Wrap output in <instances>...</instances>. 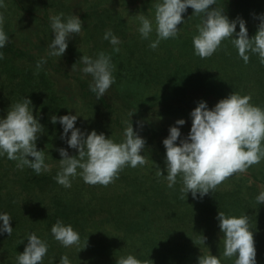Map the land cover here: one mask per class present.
Masks as SVG:
<instances>
[{"label":"clouds","instance_id":"clouds-1","mask_svg":"<svg viewBox=\"0 0 264 264\" xmlns=\"http://www.w3.org/2000/svg\"><path fill=\"white\" fill-rule=\"evenodd\" d=\"M213 5L215 7H211ZM4 6V0H0V8ZM154 7V22L142 13L137 17V31L141 38L149 40L153 32L156 34V39L150 40V48L156 49L162 40L178 36L180 28L177 26L184 24L182 14L190 7L192 15L200 17L192 37L195 55L210 57L222 46L223 41L228 40L245 63L249 62L251 55H256L260 63L264 64V14L259 17L257 31L249 37L244 19L230 20L223 14V9L216 6V0H156ZM49 19L54 36L47 45V56L60 58L68 48L69 39L82 31L83 22L77 15L72 13L65 16L63 12ZM3 24L4 16L0 13V49L9 41ZM237 25L239 31L236 30ZM102 39L109 41L114 51L120 50L117 46L121 41L112 29L105 30ZM3 59L4 54L0 51V60ZM79 59L84 65L81 72L92 78L89 89L99 99L115 83V65L103 51L95 58L83 55ZM46 62V57L37 61L36 74ZM250 101V95L237 92L221 98L211 108L206 101L200 100L189 113L191 126L186 135L181 132L185 119H178L169 126L168 135L162 140L165 167L163 170L159 168L157 172L167 181L169 188H173L179 178L183 197L191 193L193 199L202 198L228 177L246 172L251 165L264 159V108ZM78 117L80 115L76 112L60 116L53 114L50 117L52 124H60L61 139L65 140L68 148L77 152L70 156L67 149H58L61 159L58 160L59 171L54 177L57 183L70 188L72 179L80 176L86 183L107 186L125 166L135 168L146 164L141 154L146 141L134 131L132 123L124 129L123 139L117 142L102 132L97 133L95 129L82 131L76 126ZM43 132L44 126L34 116L30 99L23 97L21 101L10 104L6 115L0 116V157L6 156L17 162V168L23 170L28 167L38 175L50 171L51 166L46 163L44 150L38 149L36 144ZM255 199L258 204L264 203V186H261ZM12 219L9 213L0 212V234L11 236ZM216 220L222 234L223 256L234 257L233 264H257L249 216L245 213L233 216L218 211ZM50 231L53 238L65 248L80 244L79 232L63 219H57ZM204 239L201 238L203 244ZM26 240L23 252L16 257L17 264H43L48 253V242L35 232L27 233ZM54 261L55 258H52L50 264H54ZM58 264H71V260L65 254L59 258ZM115 264L147 262L129 253L116 258ZM197 264H222V260L208 251L198 257Z\"/></svg>","mask_w":264,"mask_h":264},{"label":"rangeland","instance_id":"rangeland-1","mask_svg":"<svg viewBox=\"0 0 264 264\" xmlns=\"http://www.w3.org/2000/svg\"><path fill=\"white\" fill-rule=\"evenodd\" d=\"M155 3L156 0H4L5 6L0 8V13L4 16L3 29L8 34L9 41L3 49H0L4 54V59L0 60V70L4 69L7 72H11L12 75L11 78H7L4 84H9L4 91L6 93L10 91L8 94L3 95L5 101L9 99V104L18 102L14 99L17 95L14 88H19V84H15L22 78H25L21 88L23 92L27 91L28 85L41 87L44 85V83H41L43 80L49 86L46 88L47 91H41L40 93L44 96L49 95V93H52V95L59 94L66 100H68L67 97L69 99L73 98L71 101L74 103V107L71 108L70 113L75 114L76 112L80 115L76 121V126L82 131H89L88 129L92 128V122L95 118H100V115L97 113L92 114L94 118L92 116L88 117V115L84 118L83 116H86V113L84 114L86 106H78L83 94L79 81L90 79V75L86 76L81 72V68L84 65L79 58L83 55L94 57L103 51L111 57L113 64L119 62L120 65H124L123 74H125L124 78H127V81H122L119 92L125 90L131 92L133 90V80L141 77L140 74L153 60L159 61L158 63L160 64L158 70L151 71L154 76L158 77L157 79L162 81L159 82V87L157 83L154 85L158 91H161L160 88L162 87L169 89V86H175L177 76L186 80H184L178 92L167 95L164 100L155 102V100L138 101L136 98H129V106H126V103L123 105V100L115 95L117 91L111 86L104 96L108 101H112L114 111H112L111 115H119L122 124H125V126L131 123L130 120L126 119L127 116H124L126 112L130 118L142 109L154 111L158 116H163L165 113L171 115L180 113L183 115L180 119L183 118L186 121L183 127L187 134L191 126L189 113L198 101H206L208 107L211 108L218 100L232 92L250 95L252 104L264 108V64L260 63L256 55H251L249 62L245 63L228 40L223 41L222 46L210 57L201 58L195 55L192 37L196 33V26L200 23V17L192 15L193 10L190 7L182 14L185 21L184 24L177 26L180 28L178 36L174 39L162 40L156 49L150 48V40H155L156 34L153 32L149 40L141 38L140 33L137 31L139 27L137 17L138 14L142 13L154 22ZM216 6L222 8L223 14L230 20L243 18L246 22L249 37L253 36L257 31L260 23L259 17L264 14V0H216ZM211 7H215V5ZM61 9L65 16L73 13L83 22L82 31L78 35H73L68 41L69 52L78 56L76 61L78 66L72 65L69 60L65 59L64 55L60 58L47 56V45L54 36L51 33L49 18L54 14L60 13ZM67 10L70 11V14H66ZM109 28L121 41L117 46L120 49L118 52L113 50V45L109 41L102 39L103 33ZM236 30L239 31V25H237ZM8 46L11 49H20L25 54L17 55V52L7 51L6 48ZM31 55L36 59H41L42 57L47 59L38 74H36V63H33L29 58ZM57 67H60V69ZM76 68L79 70L77 71ZM7 75L9 73H5V76ZM130 80H132V83ZM12 91L14 98L9 96ZM34 94L38 95L37 93ZM17 96H20V93ZM133 110L135 111L134 113H132ZM4 115H6V112L3 109L0 110V116ZM37 115L40 114L37 113ZM178 119L174 118L172 120L175 122ZM39 122L44 128L46 127L40 119ZM95 130L97 132L101 131L100 129ZM115 132L116 135L112 139L117 142L119 139H123V131L117 130ZM106 137L111 136L107 134ZM42 142L37 144L38 149L43 150L46 148L47 142ZM65 149L68 150L70 156L74 155V149L68 147ZM59 156L58 151L57 154L53 152L52 157L54 158H50L46 163L51 166V161L54 163V159H58ZM14 163L17 164L14 160L3 163L2 167H8V165L10 167L4 172L0 171V175L2 172L4 175H8L12 186L16 181L17 186L24 185L26 188L25 181L29 178L24 179L23 176L28 173L25 171L29 170V168L25 167L23 171H20L21 169L17 171L19 168ZM130 169L134 168L130 167ZM252 173H256L258 177L256 180L253 179ZM15 174L19 176L13 179L11 175L16 176ZM251 184H254V188L258 189L257 194L261 186H264V159L257 164L251 165L246 172L235 173L228 177L214 192H219V190L228 192L233 187L237 189L242 187V191L246 196L247 190L249 191L250 189H245V186ZM27 190L26 188V196L29 195ZM228 197L231 198L230 193ZM255 197L253 196L250 202L236 204L235 206L228 205L226 200L219 205L207 206L204 210L205 214H207L205 216L207 219L205 220L199 218L200 213L197 212L199 210H192V216H190V219H185V224L183 225L185 236L188 237L185 241L190 240V246L197 247V253L207 254L209 251L212 255L220 257L222 264H233L234 257L226 258L223 256L222 234L218 228L216 216L218 211H223L233 216H240L245 213L249 216V225L259 219L263 220L264 203L258 204ZM252 205L255 208L258 207L257 212L259 211L260 214L258 220L251 214L249 215L248 209ZM184 211L185 209L179 212V215L182 214V218H184ZM189 211L187 210V212ZM10 215L13 217V214L10 213ZM31 221L32 219L27 220L29 223ZM32 222L38 224L41 221L35 219ZM45 222L42 221L41 224H45ZM258 224L250 225V228L253 231L257 256L258 253L260 256H264V220L259 226ZM21 232L19 234L18 231H13L11 236H8L7 233L0 234V264H17L16 257L18 253L23 252L27 244V240L23 241L25 233ZM31 232H35L48 242V253L44 257L43 264L46 261H52V258L56 257L55 252H57L56 245L53 243L55 242L53 235L45 233L43 230L40 232L39 229ZM202 237L205 238L204 244L201 242ZM181 245L180 248L188 251V246L186 247L184 242ZM188 255L190 257L181 255L182 259L177 260V264H195L193 260L189 262V259H192L191 253H188ZM263 261L260 264H264Z\"/></svg>","mask_w":264,"mask_h":264},{"label":"trees","instance_id":"trees-1","mask_svg":"<svg viewBox=\"0 0 264 264\" xmlns=\"http://www.w3.org/2000/svg\"><path fill=\"white\" fill-rule=\"evenodd\" d=\"M66 14H70V11L67 10ZM6 50L17 52V55L25 54L20 49H11L9 46ZM63 55L72 65L75 63L74 66H78L76 64L78 56L70 53L69 48ZM29 58L33 63L40 60L32 55ZM158 62L153 60L140 74L141 77L133 80V83L130 80L133 85L131 92L127 90L119 92L122 81H127V78L125 79V74H123L124 65H120L119 62L114 64L115 83L112 87L117 91L115 95L123 100V105L126 103V106H129V98H136L138 101L155 100L157 102L164 100L167 95L179 91L185 79L178 76L175 86H169V89L162 87L160 88L161 91L155 88L156 83L159 87V82H162L151 72L160 68ZM57 68L60 69V67ZM5 73H9V75L5 76ZM11 76V72L4 69L0 70V110L3 109L4 112H7L10 105L9 99L5 101L3 97L4 94L10 92L4 91L9 84H4L7 78H11ZM91 79L90 76L89 80L82 79L79 81L84 95H81L82 100L78 106H86L84 118L87 115L89 117L97 113L100 115V118L96 116L97 118L92 122V128L88 129L89 131L100 129L101 131L97 133L102 132L105 136L109 134L113 138L116 135L115 131H124L127 126L122 124L119 115H111L114 111L112 101H108L105 96L98 99L95 93L90 91L89 82ZM24 80L25 78H22L15 84H19V88H14V91L17 92V95L20 93V96L16 95L14 98L13 91L9 96H12L11 98L16 99V101H21L23 97L32 101L34 116H38L46 125L36 144H41L42 141L47 142V146L43 150L45 160L48 162L50 158H54L52 157L53 152L57 154L58 149L62 146L63 148L68 147L65 140L61 139L62 128L60 124H52L50 117L53 113L57 116L69 114L71 108L74 107V103L71 101L73 98L67 97L68 100H66L59 94L52 95V93L47 96L42 95L40 92L47 91L46 88L49 86L43 80L41 83L44 85L41 87L28 85L27 91L23 92L21 88ZM134 112L133 110L132 113ZM124 116H127L126 119L131 121L134 131L146 141L144 151L141 153L146 159L144 166H138L134 169L125 166L119 171L114 181L107 186L99 183L89 184L77 176L72 179L71 187L65 188L54 179L59 171L58 160L61 159L59 156L58 159H54V163L51 161L50 171L42 172L39 175L31 168L25 171L28 173L23 176L24 179L29 178L25 181L29 194L26 196L25 186H17L16 181L12 186V182L8 179L9 176L3 173L10 165L2 167V164L11 160L7 159L6 156L0 157V171H3L0 175V212L13 214L10 224L13 231H18L19 234L22 233L21 231L25 233L23 241L26 240L24 237L27 233L36 231V229L52 235L51 224L53 225L57 219H63L66 224H71L80 234V244L65 248L55 240L56 243H53L56 245L57 252H55L54 264H58L59 258L65 254L68 255L71 264H115L116 258L129 253L146 261L147 264H177V260L182 259L181 255L190 257L188 253H191L192 259H189V262L193 260L197 264L198 257L203 253H197V247L190 246V240L185 241L188 237L185 236L183 227L185 219H190L192 216V210H199L197 211L200 213L199 218L205 220L207 214L204 210L207 206L219 205L225 200L228 205L234 206L250 202L253 196L258 195V189L254 188V184L246 185L245 189L252 191L247 190L245 196L242 187L239 189L233 187L228 191L231 198L228 197L227 191L222 192L220 190L216 193L214 191L209 192L197 199H193L191 193L186 194V198L183 197L180 191L182 185L179 178L177 184L173 188H169L167 181L162 176L157 175L159 168L163 170L165 167V149L162 140L168 135V128L174 122L172 119H180L183 115L165 113L163 116H158L154 111L142 109L135 113L132 118L127 112ZM92 117L94 118V116ZM181 132L186 135L183 126H181ZM121 140L119 139L118 142ZM76 154L74 149V155ZM15 175L17 177L11 175L13 179L19 176ZM252 177L254 180L258 178L256 173H252ZM254 205L248 209L249 215L251 214L258 220L260 214L259 211L257 212L258 207L255 208ZM183 209H185L184 218H182V214L179 215ZM187 210L190 211L187 212ZM30 219L48 222L34 224L32 221L31 223L27 222ZM263 220L259 219L250 225L259 223V226ZM182 242L185 243L186 247L188 246V251L180 248ZM17 244L20 245L19 242ZM256 259L257 264H260L264 260V256H260L259 253L257 256L256 252ZM50 262L46 261L44 264H50Z\"/></svg>","mask_w":264,"mask_h":264}]
</instances>
